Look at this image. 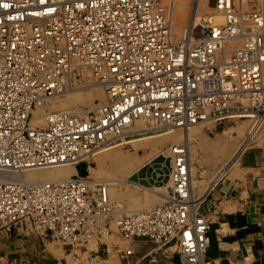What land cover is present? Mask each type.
Here are the masks:
<instances>
[{
    "label": "built area",
    "instance_id": "obj_1",
    "mask_svg": "<svg viewBox=\"0 0 264 264\" xmlns=\"http://www.w3.org/2000/svg\"><path fill=\"white\" fill-rule=\"evenodd\" d=\"M195 3L179 34L166 0H0V231L28 222L77 264H111L98 248L111 235L176 244L181 264H215L184 142L164 154L166 195L149 207L122 209L89 172L90 156L141 135L264 116V0ZM83 68L106 101L33 125L37 107ZM81 163L86 172L66 179L22 176Z\"/></svg>",
    "mask_w": 264,
    "mask_h": 264
},
{
    "label": "crops",
    "instance_id": "obj_2",
    "mask_svg": "<svg viewBox=\"0 0 264 264\" xmlns=\"http://www.w3.org/2000/svg\"><path fill=\"white\" fill-rule=\"evenodd\" d=\"M234 160L200 204V213L210 222L206 256L215 264H264V145L246 147ZM134 175L141 181L158 173L150 163L130 176ZM98 248L111 264H181L176 244L159 245L146 237L111 235ZM0 264L77 262L61 244L44 242L23 222L0 231Z\"/></svg>",
    "mask_w": 264,
    "mask_h": 264
},
{
    "label": "rangeland",
    "instance_id": "obj_3",
    "mask_svg": "<svg viewBox=\"0 0 264 264\" xmlns=\"http://www.w3.org/2000/svg\"><path fill=\"white\" fill-rule=\"evenodd\" d=\"M205 2L210 1L211 5H214L215 0H204ZM196 0H186L182 9H181V26L188 24L189 17L192 14V10L195 6ZM200 10L207 9L206 7L200 6ZM175 32L178 33L175 28ZM80 75L73 80L71 87L84 86L94 82L93 77L91 76L88 70H81ZM89 76V77H87ZM96 81V80H95ZM61 98L66 99L67 96H61ZM100 102L99 98H94L92 100L78 102L72 106V108H81L83 110H89L94 103ZM79 106V107H78ZM245 122V123H244ZM243 124V125H242ZM260 130V134L257 137L255 132L254 134L251 131L255 126ZM196 137L192 141L191 148V161L193 166V178L197 180L198 183L193 185V193L195 196H200L203 193L205 187L211 184L215 179L219 170L230 164L232 160L238 155V153L249 146L254 145H264V119L258 120L254 117H240L227 119L221 122H205L195 126ZM163 133V132H162ZM161 134V133H160ZM148 135H159V134H145L136 137L141 138ZM163 137V136H160ZM257 137V138H256ZM254 138V139H252ZM135 139V138H133ZM220 143L227 144V149L217 150V146L221 145ZM172 144L171 141L163 143L162 145H156L153 149L149 150V155H144L143 151H135L134 147L130 143H122L116 146H113V149H120L126 154L140 155L141 160L135 162L136 170L147 164H154L156 167L158 176L153 178L144 179L141 181L135 180L136 175L130 176L131 174H126L125 177L129 180L135 181L143 186L153 187L159 191H166V184L169 180V170H170V160L168 157L164 156L165 149ZM164 147V148H163ZM162 148V151H161ZM156 153H159L156 155ZM89 167L96 166V161L90 158ZM85 163L79 165V172L82 174L84 172ZM86 170V169H85ZM108 167L104 171H108ZM95 178L103 179L106 176L99 172L98 174L93 175ZM210 183V184H209ZM120 186V187H119ZM112 186L111 199L122 209L126 210H139L145 207L152 206L156 203H159L161 199L156 198L155 201L151 202L152 196L151 192L145 188H138L128 182H124L121 185ZM119 189V190H118ZM197 189V190H196ZM120 195V196H119ZM133 197V198H131ZM136 197V199L134 198ZM135 200V201H134ZM141 203H139V201ZM134 202V204H132ZM131 202V203H130ZM129 205H128V204ZM139 203V204H138Z\"/></svg>",
    "mask_w": 264,
    "mask_h": 264
},
{
    "label": "bare ground",
    "instance_id": "obj_4",
    "mask_svg": "<svg viewBox=\"0 0 264 264\" xmlns=\"http://www.w3.org/2000/svg\"><path fill=\"white\" fill-rule=\"evenodd\" d=\"M185 1L186 0H166V2L169 3V6H170V12L172 15V20H173V28H175V30H177L179 34L183 33L184 29L186 28V25L181 26V22H182L181 21V9ZM197 1L200 3L201 6H204L206 4L204 0H197ZM83 70H88V69L83 68ZM88 72H90L91 76L93 77L91 71L88 70ZM93 80H94L93 83L87 84L84 86H76V87L69 86L67 89H63L62 91L49 97L43 105L37 107V109L34 111V114L32 116V124L36 126H42L45 123V114L48 111L76 112L80 114H85L88 110H83L81 108H72V106L78 102L92 100L96 97L100 99V102H105L107 99V95L103 87V84L97 80L95 81L94 77H93ZM61 96H67V98L66 99L61 98ZM93 106H91V108ZM254 118H258V120L260 121L264 119V116H261V117L255 116ZM202 123H205V122H202ZM202 123H199V124H202ZM197 125L198 124L190 126L188 128H172L159 135H148V136H143L137 139L136 138L131 139L128 142H126V144L130 143V145L132 144V146L134 147L135 151L142 150L144 155H149L150 153H148V151L153 149L156 145H162L163 143H166L168 141H171L172 144L178 143V142H184L187 146L188 156H189L191 197L193 201H196L197 203H199L202 201V199L205 197L206 193L210 190V188L214 185V183L218 180L219 176L216 175L215 179L211 182V184L209 183L210 185L205 187L203 193L200 194V196L197 197L194 195L193 185L195 183L197 184L198 181L194 180L193 178L194 169H193L192 161H191L192 155L190 156V153H191V148H192L191 140L194 137H196L195 126ZM256 127L258 126L256 125L254 129L251 131V133L254 134L255 132H257ZM259 134H260V130H258L256 136L258 137ZM160 136H163V137H160ZM220 144L221 145L217 146V150H225L228 148L227 144L225 143L223 144L220 143ZM168 150H169V147L164 150L165 153H168ZM161 151H162V148H161ZM157 154L159 153H156V155ZM90 158L96 161L95 167L94 166L89 167L90 175L93 176L94 174H98L99 172H102L106 177L103 179L101 178V180L108 182L110 195L112 193L111 192L113 188L112 186H115V185L119 186L124 182H128L138 188H145L148 191H150L152 196H154L151 198V202L155 201L156 198L162 199L166 195V191L164 192L159 191L155 188V186L153 187L143 186L125 177L126 174H131L133 171L136 170L135 168L137 166L135 165L136 164L135 162L138 163V161L142 159L140 155L136 156L133 154H126L122 152L120 149L118 150L113 149V146H112V147L104 148L96 152L95 154L90 156ZM106 166L109 169L108 171H104ZM74 173H76V170L73 165L61 164V165H53V166L42 167V168L27 169L23 172L22 176L25 179L30 180V181H44V180L66 179ZM134 198L136 199V197ZM134 201L132 204L136 203ZM139 203L141 202L139 201Z\"/></svg>",
    "mask_w": 264,
    "mask_h": 264
}]
</instances>
